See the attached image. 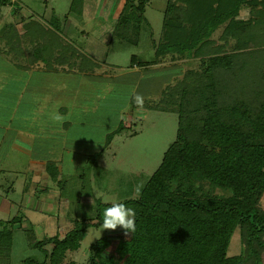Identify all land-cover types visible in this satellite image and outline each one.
Instances as JSON below:
<instances>
[{
    "label": "trees",
    "instance_id": "1",
    "mask_svg": "<svg viewBox=\"0 0 264 264\" xmlns=\"http://www.w3.org/2000/svg\"><path fill=\"white\" fill-rule=\"evenodd\" d=\"M149 2L125 0L111 30L117 42L135 48L146 33L155 44L152 59L133 55L129 67L195 65L150 106L178 115L177 135L140 195L122 201L135 210V233L120 237L114 248L111 238H100L92 245L90 264H264V0H167L158 42L145 16ZM7 4L0 0V11ZM244 7L250 8L247 17ZM20 8L19 22L0 28V52L16 67L30 71L37 65L43 72L84 76L117 73L99 69L100 62L67 38L26 53L36 34L28 38L41 22L21 18ZM105 206L110 207L98 200L91 207L99 216L83 220L90 206L71 205L68 215L79 217L73 222L80 224L56 235L50 254L35 224L16 217L0 232V251L8 249L9 255L21 234L27 247L44 255L28 257L23 264H65L89 224H103ZM3 264L12 263L8 259Z\"/></svg>",
    "mask_w": 264,
    "mask_h": 264
},
{
    "label": "rangeland",
    "instance_id": "2",
    "mask_svg": "<svg viewBox=\"0 0 264 264\" xmlns=\"http://www.w3.org/2000/svg\"><path fill=\"white\" fill-rule=\"evenodd\" d=\"M124 2L18 3L21 18L40 19L42 24L37 26L43 29L40 32L36 26L28 38L36 34V42L26 44V53L32 48L45 50L44 46L53 45L60 37L67 38L78 51L100 62L99 69H116L115 75L54 74L36 69L37 65L28 71L16 67L4 50L0 52V232L16 217L25 216L35 224L38 238L48 244L49 254L55 247L52 240L56 235L64 236L72 225L80 224L73 222L79 217L68 215L71 205L90 206L80 217L84 220L87 215L99 216L91 207L93 199L94 205L101 200L111 206L112 202L138 197L176 139L178 115L150 106L159 103L166 87L195 63L129 67L133 55L152 59L155 44L148 40L147 33L138 48L127 41L117 42L118 38L112 36ZM166 5L167 0H150L146 8L154 42L161 35ZM10 10L11 6L4 8L2 23L14 21L12 16H6ZM249 13L250 8L244 7L242 15L247 17ZM28 62L30 57L23 64ZM37 64L44 66L42 61ZM135 94L144 97L143 118H138L132 99ZM57 110L62 123L52 119ZM101 211L103 214L104 208ZM97 223L89 224L81 235L80 246L66 254L65 264H90L96 241L111 238L114 248L120 237H126L122 228L103 231ZM14 246L9 255L8 249L0 251L5 255L0 264L8 259L12 264H23L28 257H44L27 247L21 234Z\"/></svg>",
    "mask_w": 264,
    "mask_h": 264
},
{
    "label": "clouds",
    "instance_id": "3",
    "mask_svg": "<svg viewBox=\"0 0 264 264\" xmlns=\"http://www.w3.org/2000/svg\"><path fill=\"white\" fill-rule=\"evenodd\" d=\"M132 99L135 105L137 106L138 118H143L144 97L140 94H135ZM52 119L59 123L63 122V117L61 116L58 110L53 114ZM120 119H123V116H121ZM92 204L94 207V199L92 200ZM102 215L103 231H115L117 228H122L126 237L135 233L136 213L134 209L127 207L126 203L112 202L110 207L104 209Z\"/></svg>",
    "mask_w": 264,
    "mask_h": 264
},
{
    "label": "crops",
    "instance_id": "4",
    "mask_svg": "<svg viewBox=\"0 0 264 264\" xmlns=\"http://www.w3.org/2000/svg\"><path fill=\"white\" fill-rule=\"evenodd\" d=\"M7 2H9V4H7L5 7H3L1 9V11H0V17L3 15L4 8H6L7 6H11V10L6 13V16H8V15L9 16H12V20H14L12 22H14V23L19 22V14H18L19 13V4H18L19 3V0H7ZM17 10H18V12L16 13ZM12 22L10 21V22H4V23H2L0 21V23H1L0 28L3 25H5L6 23H12Z\"/></svg>",
    "mask_w": 264,
    "mask_h": 264
}]
</instances>
